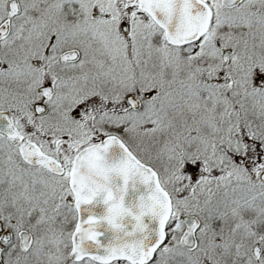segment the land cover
<instances>
[{
	"label": "snow or ice",
	"instance_id": "1",
	"mask_svg": "<svg viewBox=\"0 0 264 264\" xmlns=\"http://www.w3.org/2000/svg\"><path fill=\"white\" fill-rule=\"evenodd\" d=\"M0 264H264V0H0Z\"/></svg>",
	"mask_w": 264,
	"mask_h": 264
}]
</instances>
